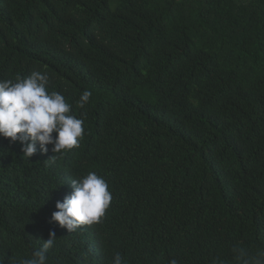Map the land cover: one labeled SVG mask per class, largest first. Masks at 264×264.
<instances>
[{"label":"trees","instance_id":"trees-1","mask_svg":"<svg viewBox=\"0 0 264 264\" xmlns=\"http://www.w3.org/2000/svg\"><path fill=\"white\" fill-rule=\"evenodd\" d=\"M48 76L79 146L27 158L0 137V264H235L264 250V0H0V80ZM85 91L91 96L83 107ZM56 134L53 133V136ZM96 172L111 203L51 221Z\"/></svg>","mask_w":264,"mask_h":264},{"label":"clouds","instance_id":"clouds-1","mask_svg":"<svg viewBox=\"0 0 264 264\" xmlns=\"http://www.w3.org/2000/svg\"><path fill=\"white\" fill-rule=\"evenodd\" d=\"M47 83L48 76L39 71L27 78L16 77L15 81L0 80V137L10 138V142L19 141L27 158L36 153L37 144L42 153H47V145L51 144L53 153L63 154L78 147L84 135L83 120L70 114L71 105L61 93L47 91ZM90 96V92L82 93L79 106L83 107ZM108 187L106 179L96 172L72 180L71 193L62 202H56L57 210L52 212L51 221L69 233L82 225L99 222L112 200ZM54 245L55 233L50 232L43 246L19 264H47V254ZM232 253L235 264H264V250L251 254L246 248L234 245ZM111 264H125L119 252L114 254ZM170 264L178 262L173 259Z\"/></svg>","mask_w":264,"mask_h":264}]
</instances>
